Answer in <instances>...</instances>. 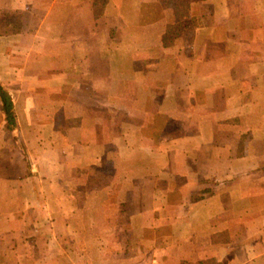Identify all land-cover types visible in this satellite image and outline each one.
<instances>
[{"label":"crops","instance_id":"crops-1","mask_svg":"<svg viewBox=\"0 0 264 264\" xmlns=\"http://www.w3.org/2000/svg\"><path fill=\"white\" fill-rule=\"evenodd\" d=\"M0 264H264V0H0Z\"/></svg>","mask_w":264,"mask_h":264},{"label":"trees","instance_id":"trees-1","mask_svg":"<svg viewBox=\"0 0 264 264\" xmlns=\"http://www.w3.org/2000/svg\"><path fill=\"white\" fill-rule=\"evenodd\" d=\"M0 100L2 103V110L6 116V125L9 127L13 124L12 113H11V102L7 94L0 88Z\"/></svg>","mask_w":264,"mask_h":264}]
</instances>
